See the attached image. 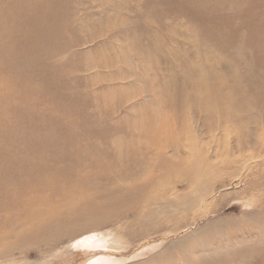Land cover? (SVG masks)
<instances>
[{
	"label": "rangeland",
	"instance_id": "obj_1",
	"mask_svg": "<svg viewBox=\"0 0 264 264\" xmlns=\"http://www.w3.org/2000/svg\"><path fill=\"white\" fill-rule=\"evenodd\" d=\"M55 23L58 27L54 24L48 34L57 35L62 47L54 58L36 62L27 69L18 68L11 61L0 68V76L10 77L19 88L17 97L7 95L0 100V115L8 117L7 121L0 120L4 124L0 125V151L10 144L37 147L38 131L55 128L52 134H43L41 142L51 143L53 154L64 144L60 155L65 159L52 162L60 165L63 174L62 170L72 166L69 153L77 148L70 132L86 142L92 138L102 144L98 134L103 130L115 134L121 122L128 127L125 130L129 134L134 125L132 107L147 101L148 95L172 99L174 107L169 114L175 119L172 128L178 133L182 151L183 147L197 144L206 150L230 149L239 142L246 143L250 151L257 149L246 141L255 142L257 137L264 136V132L260 133L264 128V98L258 104L244 99L242 90L229 91L236 106L229 116L218 110L207 114L187 92L191 89L190 72L198 67L205 72L208 67L227 87H248L249 73L239 55L253 63L256 54L246 47L241 51L230 39L238 41V32L245 41L253 38L260 45L264 0H72L60 6ZM250 25L253 33L247 30ZM57 30L62 33L57 34ZM44 44L42 40L40 45ZM157 45H161L160 49L153 48ZM21 54L11 53L10 57ZM211 57L217 61L215 64ZM89 64L96 67L88 70ZM191 64L196 65L194 69ZM46 67L60 70L62 90L57 93L44 83L43 98H31L21 89L22 82L28 76L44 81ZM129 71L143 76L144 85L141 80L123 79V73L127 76ZM6 82L2 85L5 90L12 87ZM133 84L142 85L143 93H136ZM107 93L111 96L106 97ZM25 101L30 102L29 107L23 105ZM74 103L76 108L71 107ZM23 116L31 117L32 122L23 121ZM64 132H68L69 138L60 142ZM37 150L25 154L39 161ZM246 174L243 171L242 175ZM256 175L263 180L260 185L264 187V171H257ZM243 176L229 175L216 181L220 189L206 202L219 204L211 210L212 214L202 216L191 211L182 218L195 220V226L176 232L173 225L183 223L179 219L177 223L164 222V229L153 233L143 231L142 221L134 215H122L102 227L73 224L72 228H63L66 230L53 242L48 238L40 242L24 239L13 252L0 256V264H94L99 259L104 264H264V196L258 199L253 178L242 179ZM160 179L164 189L183 192L187 188L186 183L178 184L187 179L178 173L164 172ZM223 184L225 188H221ZM115 231L121 246H72L79 238Z\"/></svg>",
	"mask_w": 264,
	"mask_h": 264
},
{
	"label": "bare ground",
	"instance_id": "obj_2",
	"mask_svg": "<svg viewBox=\"0 0 264 264\" xmlns=\"http://www.w3.org/2000/svg\"><path fill=\"white\" fill-rule=\"evenodd\" d=\"M69 1L72 0H0V68L11 61L19 66L18 68L27 69L36 62L42 63L41 60L54 58L62 44H59L57 35L51 36L48 33H52V28L55 27L60 6ZM252 27L248 26L249 33L254 32ZM56 33H62V30H57ZM236 34L238 41L230 39L233 46L236 45L241 51L242 47H246L248 51L256 54L253 63H247L243 56L239 55V60L246 64L249 73L248 87H227L221 84L220 77L211 73L208 67H205V72L191 64L192 69H195L189 75L191 89L187 95L200 104L207 114L218 110L223 115H231L236 106L229 98V91L242 90L241 96L244 99L253 100L258 104L264 98V34L259 36L260 45L254 43L253 38L247 42L241 33ZM42 40L44 45H40ZM48 44L50 47H47ZM160 46L153 48L160 49ZM17 52H22L20 57H10L11 53ZM212 62L215 64L217 61L212 58ZM86 67L92 70L96 66L89 64ZM46 69L42 76L44 81L40 80V77L28 76L22 82L21 89L26 90V95L31 98H43L41 86L44 83L60 93V70L48 67ZM123 74V79L130 77L135 79V82H143V76L134 71L127 76ZM4 81L11 83L12 87L3 89ZM14 83L10 77L0 76V100L7 95L17 97L19 88ZM142 85L132 86H135L136 93L141 94L144 90ZM31 87L34 88L30 89ZM107 94L106 97L111 96ZM154 97L148 95L147 101L132 107L134 125L129 134L125 130L128 127L121 122L115 134H110L108 130L98 134L102 144L92 138H87L86 142L75 132H70L72 144L77 148L72 154L69 153L72 166L62 170L63 174L60 165L52 162L65 159L66 156L60 155L64 144L53 154L52 144L41 142V136L52 134L55 128L38 131L37 147L32 144L24 147L10 144L9 148L4 147L0 151V256L13 252L24 239L40 242V239L48 238L53 242L66 230L63 229L65 227L72 228L73 224L102 227L104 224L115 222L122 215H134L142 221L143 231L156 233L164 229V222L177 223L191 211L202 216L210 213L219 205L217 202L211 205L206 203L220 189L216 187V181L229 175L241 177L245 170L248 174L242 179L253 178L255 188L258 186V199L264 196V192H261L264 187L260 185L263 180L256 175L257 171H264V136L257 137L255 142L246 141L249 145L257 146L255 151H250L249 146L241 142L230 149L218 150L209 147L206 150L197 144L183 147L182 151L178 133L172 128L175 119L169 114L174 107L172 99L157 95ZM23 105L29 107L30 102L25 101ZM71 107L76 108V103ZM2 118L8 120L7 116L0 115V120ZM23 118V121L32 122L29 116ZM59 129L62 130V127ZM263 132L264 128L260 133ZM68 135V132H64L59 141H67ZM31 150H37L39 161L29 158L27 154L32 152ZM92 151L95 153L92 154ZM164 172L170 175L178 173L186 177L185 181L180 180L178 184L186 183L187 188L183 192L173 191L168 187L162 188L160 175ZM225 186L223 184L221 188ZM248 186L251 187L250 184ZM174 188L173 186L172 189ZM18 212L19 215H16ZM187 220L182 219L183 223L173 225V230L177 232L197 224L195 220ZM121 243L119 233L115 231L79 238L72 246L115 247L121 246ZM216 246L217 244L214 247ZM104 262L99 259L94 264Z\"/></svg>",
	"mask_w": 264,
	"mask_h": 264
}]
</instances>
